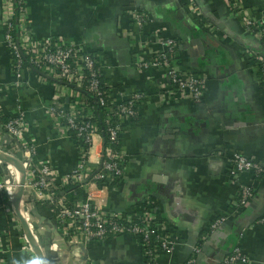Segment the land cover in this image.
I'll return each mask as SVG.
<instances>
[{"label":"crops","instance_id":"0c3cea01","mask_svg":"<svg viewBox=\"0 0 264 264\" xmlns=\"http://www.w3.org/2000/svg\"><path fill=\"white\" fill-rule=\"evenodd\" d=\"M238 1L264 19V0ZM134 8L149 23L130 37L124 13ZM4 17L0 0V153L23 164L30 158L5 130L8 118L22 112L36 150L32 159L61 179L77 167L82 145L51 121L54 86L34 66L21 77L11 68ZM25 26L37 40H63L98 54L106 84L127 95L147 94L136 119L121 131L119 149L128 158L122 178L96 195L112 210L153 202L152 217L173 245L159 253V264H222L235 248L246 258L241 264H264V174L233 166L236 154L264 164V39L245 27L242 16L225 0H26ZM155 31L178 41L183 71L206 77L201 102L168 100L154 86L161 73L135 67L140 40ZM102 147L103 139L95 136L94 159ZM14 165L0 157V176L14 180ZM244 188L253 194L240 205ZM77 190L84 196L71 187L70 199H79L73 196ZM7 192L0 190V264H41L40 255L46 264L143 263L137 238L109 236L87 248L76 246L59 231L47 197L24 188L15 207L17 189Z\"/></svg>","mask_w":264,"mask_h":264},{"label":"built area","instance_id":"2783aa9c","mask_svg":"<svg viewBox=\"0 0 264 264\" xmlns=\"http://www.w3.org/2000/svg\"><path fill=\"white\" fill-rule=\"evenodd\" d=\"M225 1L232 11L242 16L247 29L256 28V33L264 37V19L259 20L249 14L238 0ZM3 7L11 68L17 77H21L29 66H34L41 78L54 86L55 96L49 105L51 121L56 128L72 134L82 145L77 167L59 179L48 164H37L32 159L36 150L27 137L24 114L20 112L8 118L5 124L7 134L30 154L24 163V188L50 200L58 229L71 244L87 248L102 243L109 236L127 234L137 238L148 264H159V253L173 245L163 236V225L152 217L153 202L134 210H112L105 208L96 195L98 190L107 189L112 182L122 178L128 158L119 147L114 149L112 143H118L120 132L128 122L136 119L147 94L136 92L127 95L123 90L106 84L103 80L104 65L96 53L85 52L80 46L63 40L33 38L25 26L26 0H3ZM124 17L130 22L125 31L130 37L137 36L138 31L144 33L149 23L146 14L137 8L127 10ZM177 51L176 39L155 31L140 40L134 65L140 71L154 68L161 73L162 78L154 86L168 100L192 99L201 102L207 79L183 71ZM261 73L264 80V63ZM95 136L103 139V147L94 159ZM106 140H109L108 144H105ZM233 164L240 173L264 171V164L240 154L234 156ZM14 168L17 171L14 180H5L0 176V190L5 196L8 190L18 189L20 185L21 168L19 165H14ZM71 187L80 188L84 196L70 199ZM252 194L249 188H244L240 205L245 204ZM219 223L220 220L214 222L211 229L217 228ZM200 251L196 249V253ZM244 261L246 258L240 249L235 248L222 264H241Z\"/></svg>","mask_w":264,"mask_h":264},{"label":"water","instance_id":"95a60500","mask_svg":"<svg viewBox=\"0 0 264 264\" xmlns=\"http://www.w3.org/2000/svg\"><path fill=\"white\" fill-rule=\"evenodd\" d=\"M0 157L5 159V160H8L10 161L11 163H14V164H17L21 167V176L19 178L20 180V185H19V188L17 189V193L15 195V198H14V205L16 207V203L24 189V184H25V168H24V164L17 158L15 157H12V156H8V155H3L0 153ZM21 221H22V224L24 226V229L26 231V234L27 236L29 237L31 243L33 244V246L39 251L41 252V248H40V245L38 244V242L36 241V239L34 238V236L32 235L31 231L29 230V228L26 226V224L24 223V220L21 218ZM40 263L41 264H46L45 263V260L43 258V255H40Z\"/></svg>","mask_w":264,"mask_h":264},{"label":"trees","instance_id":"16d2710c","mask_svg":"<svg viewBox=\"0 0 264 264\" xmlns=\"http://www.w3.org/2000/svg\"><path fill=\"white\" fill-rule=\"evenodd\" d=\"M253 31L257 32V29H256V28H253ZM262 38L264 39L263 36H262ZM102 81H103V80H102ZM99 110L101 111V108H99ZM134 120H135V119H134ZM119 136H120V139H121V132H120ZM108 143H109V140H106L105 144H108ZM119 144H120V140L118 141V143H112V146H113L114 149H116V148L119 147ZM254 172L257 173L256 171H254ZM257 174H259V176H260L261 174H264V171H263L262 173H257ZM257 174H256V175H257ZM76 188H77V187H72V190H73V189H76ZM75 191H76V190H75ZM73 196H75V197H77V198H82V197H83V194L77 190V192H75ZM241 204H243V203H241ZM139 238H140V237H139ZM139 240H140V239H139ZM160 248H161V246H160ZM146 261H147L146 256H144L143 264H144V262H145L146 264H148V262H146Z\"/></svg>","mask_w":264,"mask_h":264}]
</instances>
